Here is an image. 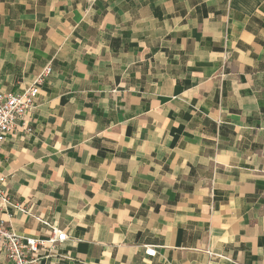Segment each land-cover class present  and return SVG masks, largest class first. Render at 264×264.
I'll return each instance as SVG.
<instances>
[{
  "label": "crops",
  "instance_id": "obj_1",
  "mask_svg": "<svg viewBox=\"0 0 264 264\" xmlns=\"http://www.w3.org/2000/svg\"><path fill=\"white\" fill-rule=\"evenodd\" d=\"M46 65L0 141L38 264H264V0H0V92Z\"/></svg>",
  "mask_w": 264,
  "mask_h": 264
},
{
  "label": "built area",
  "instance_id": "obj_2",
  "mask_svg": "<svg viewBox=\"0 0 264 264\" xmlns=\"http://www.w3.org/2000/svg\"><path fill=\"white\" fill-rule=\"evenodd\" d=\"M50 71V65H46L21 93L0 92V141L10 134L17 122L22 120L24 115L34 107L39 85ZM29 129L26 128L28 131ZM6 181L7 177L0 174V213L9 209L24 211L22 206L10 201L6 188H4ZM66 238L67 233L55 228H51L50 234L45 238L16 233L9 223L0 217V253L3 254L6 264H38L50 256L69 258L66 253L57 252V247ZM144 251L147 256L156 254L153 246H146Z\"/></svg>",
  "mask_w": 264,
  "mask_h": 264
}]
</instances>
